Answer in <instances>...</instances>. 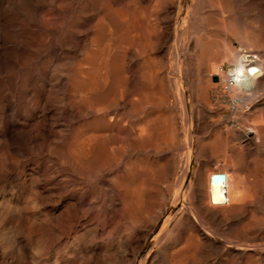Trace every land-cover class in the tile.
Wrapping results in <instances>:
<instances>
[{"label":"bare ground","instance_id":"6f19581e","mask_svg":"<svg viewBox=\"0 0 264 264\" xmlns=\"http://www.w3.org/2000/svg\"><path fill=\"white\" fill-rule=\"evenodd\" d=\"M26 167L75 202L62 236L116 219L108 260L264 264V0H0V193L47 237Z\"/></svg>","mask_w":264,"mask_h":264},{"label":"rangeland","instance_id":"374dc122","mask_svg":"<svg viewBox=\"0 0 264 264\" xmlns=\"http://www.w3.org/2000/svg\"><path fill=\"white\" fill-rule=\"evenodd\" d=\"M183 44L184 46L181 50V63L183 68L181 72V85L187 91L188 86L195 80L194 69L196 63H199L198 56L200 50L193 46L186 48V41H184ZM226 61H223L224 67L230 68V60ZM185 74L188 76L186 75L185 77ZM24 170H26L25 174L22 175L21 178L27 182L26 184L29 187V192L26 194L28 198L27 203L31 211L29 225L31 227L32 225L34 226V224L41 225L50 220V222L52 221L51 226L53 230L47 237H43L36 233L34 229L31 230V233V231L26 232L21 227L15 229L10 228L7 224V202L12 204L13 208H16L17 201L10 195L12 194L10 187L5 184L0 193V264H120L116 257L120 254V249L115 247L112 250V260L110 259V261L107 256L108 248H106L108 244L107 241L110 237L114 238L115 242L119 240V238H116L120 236L118 233L119 230L117 229L119 226L117 221H115L116 219L112 220V225V222H107L104 217L102 219V216H96L95 218V216L89 217L86 215L84 217L82 211L80 212L75 206L74 210L79 211L76 213L78 222L67 237L62 236L63 226L67 225V223L68 225L71 223L68 214L69 203L75 204V202L69 200L70 196L66 195L61 197L58 191L53 190L41 191L38 197H34L35 190L33 187H35V184L33 183L36 180L42 182L44 170L41 169L38 174L29 173L30 171L27 167L24 168ZM104 223L110 225L106 226ZM109 230L112 231V233ZM8 235L10 236L8 237Z\"/></svg>","mask_w":264,"mask_h":264}]
</instances>
